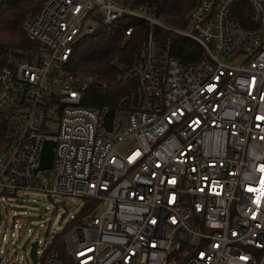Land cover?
Returning <instances> with one entry per match:
<instances>
[{"label":"built area","instance_id":"obj_1","mask_svg":"<svg viewBox=\"0 0 264 264\" xmlns=\"http://www.w3.org/2000/svg\"><path fill=\"white\" fill-rule=\"evenodd\" d=\"M127 16L202 55L182 67L149 32L110 119L81 104L96 78L66 65L80 36ZM23 31L37 49L0 70V212L20 191L84 202L31 264H62L58 241L72 264H264V0H196L184 30L118 0H47ZM45 141L52 166L36 171ZM2 245L12 264L0 221Z\"/></svg>","mask_w":264,"mask_h":264},{"label":"trees","instance_id":"obj_2","mask_svg":"<svg viewBox=\"0 0 264 264\" xmlns=\"http://www.w3.org/2000/svg\"><path fill=\"white\" fill-rule=\"evenodd\" d=\"M46 1L7 0L0 6V70L9 56L31 53L37 49V45L27 38L23 25ZM118 3L131 9L142 7L167 28L184 30L187 16L196 0H118ZM129 27L132 31L126 35L125 31ZM149 32H153L161 42L166 39L170 41V57L182 67L196 62L202 55L201 47L194 41L157 26L149 27L144 21L134 17L127 16L110 26L100 23L94 33L77 39L66 65L67 71L77 78H96V85L85 93L81 103L83 107L91 110L106 107L109 118H112L117 101L132 86V82L118 79L132 63ZM7 134L8 127L0 119V150L7 141ZM53 247L59 253L62 264H72L61 242L54 243Z\"/></svg>","mask_w":264,"mask_h":264},{"label":"rangeland","instance_id":"obj_3","mask_svg":"<svg viewBox=\"0 0 264 264\" xmlns=\"http://www.w3.org/2000/svg\"><path fill=\"white\" fill-rule=\"evenodd\" d=\"M128 144L122 145L120 150ZM16 197L15 202L3 204L8 212H0L1 236H7L8 248L12 249V264H31V243L36 240L40 242V257L52 237L61 234L66 224L80 214L84 202L68 197H49L36 191H20ZM13 221L19 229H12ZM11 233L14 234L13 238H10ZM5 248L0 246V249ZM182 259L183 255H180L175 263Z\"/></svg>","mask_w":264,"mask_h":264},{"label":"water","instance_id":"obj_4","mask_svg":"<svg viewBox=\"0 0 264 264\" xmlns=\"http://www.w3.org/2000/svg\"><path fill=\"white\" fill-rule=\"evenodd\" d=\"M53 148L54 142L45 141L42 147L39 167L36 171H45L49 170L52 166L53 161ZM29 257L32 263H36V243L30 245Z\"/></svg>","mask_w":264,"mask_h":264}]
</instances>
